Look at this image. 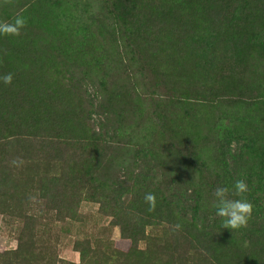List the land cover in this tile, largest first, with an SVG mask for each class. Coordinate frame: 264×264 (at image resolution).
Segmentation results:
<instances>
[{
    "label": "trees",
    "instance_id": "16d2710c",
    "mask_svg": "<svg viewBox=\"0 0 264 264\" xmlns=\"http://www.w3.org/2000/svg\"><path fill=\"white\" fill-rule=\"evenodd\" d=\"M95 1L104 5L101 11L108 17L91 23L81 14L83 30L97 27L102 37H108L107 44L122 49L117 58L112 55L108 63L98 64L103 70L101 92L111 102L117 96L125 105L129 101L131 122L136 124L127 137L140 146L137 152L154 158V166L167 158L178 172L169 182L165 177L158 183L160 177L154 174L145 182L138 179L132 196L123 200L109 183L114 160L107 163L98 157L102 140L80 135L85 117L83 112L79 115L77 102L64 93H49V103L40 96L43 107L30 109L37 77L55 72L65 77L52 63L38 65L26 81L28 71L13 75L11 85L0 82V134L12 138L0 144V212H21L23 207L42 204L59 219L75 220L83 200L103 201L120 223L123 242L120 250L101 256L81 250V264H264V0ZM83 6L82 11L93 13L90 3ZM3 56L0 53V76L10 73L3 66V59L9 57ZM96 58L92 51V59ZM24 81L28 99L20 97ZM161 88L171 92L174 88L184 96L172 94L159 111L145 118L144 104L154 108V96ZM58 101L67 109L50 115L48 109ZM15 105L18 117L11 119L8 111ZM124 112L118 113L119 120L125 118ZM76 119L80 120L75 126ZM56 130L63 136H51ZM56 137L65 138L68 148L74 140L68 156L57 148L55 156L46 151ZM23 139L31 141L27 158L13 159L22 150L19 146L24 148ZM235 145L241 153L234 156ZM230 157L251 162L254 169L233 175ZM32 169L41 173L23 175ZM240 179L246 182L244 196L253 205L249 221L262 223L232 232L223 229L221 221L206 225L216 215L215 190L231 188ZM15 180L21 183L14 186ZM183 183L190 189L182 190ZM148 193L156 197L154 209L144 199ZM37 219H27L18 249L0 253V264H56L53 257H41L43 252L34 242ZM159 226L165 228L164 238L151 233Z\"/></svg>",
    "mask_w": 264,
    "mask_h": 264
},
{
    "label": "rangeland",
    "instance_id": "374dc122",
    "mask_svg": "<svg viewBox=\"0 0 264 264\" xmlns=\"http://www.w3.org/2000/svg\"><path fill=\"white\" fill-rule=\"evenodd\" d=\"M85 3L91 4L93 13L82 11ZM25 6L28 7L23 10ZM101 6L104 7L100 1L95 0H80V2L78 0H0V23H13L17 17H22L25 20V26L20 30L19 36L0 35V53L9 57L8 59L3 56L5 57L3 66L12 75L16 76L19 73L28 71L25 81L33 77L32 73L39 67L38 65L52 63L57 70L63 71L62 75H65V77L58 72L46 74L41 78L37 77L31 91V95L35 97V103L30 109L43 107L39 105L40 96L46 103H49L50 94H57L58 92L61 95L62 93L67 94L69 101L73 99L74 102H77V105H75L79 110V115L81 116L83 112L85 117L82 125L79 126L80 135L86 133L89 138L102 140L98 157L106 159L107 163L111 159L114 160L116 168L111 175V177L113 176L112 181L109 180V183L114 189L119 191L124 200L132 196L138 179L145 182L150 174H154L156 177H160L157 181L158 183L165 177L166 181L169 182L175 178L178 169L174 162L167 160V158H164L165 160L163 161L155 162L156 165L154 166L152 160L154 158L146 157L142 153L137 152L140 146L132 144L131 139L127 137L128 133H131V128L135 127L136 124L131 122L133 115L131 114L132 108L129 101H125V103L127 102V109L124 112L126 105L120 96H117L111 102L101 92L99 82L102 80L101 73L103 70L98 64H104L112 55L117 58L119 50L122 51L120 47L118 50L112 44H107L105 39L108 37H102L97 27L91 28L92 30L90 29V31L86 32L80 24L82 21L81 14L85 15L83 20L91 23L95 21L102 22L104 15L108 17V15L104 14L107 13L106 11L102 13ZM32 25L37 26V30L29 29V26ZM30 44L32 47H30ZM34 48H37L36 52L33 51ZM95 48L98 51L97 53ZM108 49L111 50L107 53L106 50ZM24 50H28L25 55L23 54ZM92 51L96 55V59H92ZM42 58H44L43 62ZM29 67L32 69H29ZM25 81L24 92L20 97L28 99L30 95L29 86H25ZM174 88L172 92L166 88L159 89L157 91L158 95L156 93L154 96V99H157L155 107L151 108L144 104V117L149 118L152 111H159L164 105V100L172 94L180 97L184 96L181 92L175 91ZM141 92L146 93L144 89ZM20 102L21 100H19ZM54 104L53 107L48 109L51 113L50 115H55L58 111L61 112L67 109L68 106L61 104L59 101ZM16 108H18L17 105L14 107L10 106L8 117L11 119L15 116L18 117ZM26 109H28V106ZM121 111L125 113V118L119 120L117 115ZM183 111L184 109L181 108L180 113L182 114ZM5 116L6 112L3 115L4 119H6ZM79 120H75V126ZM51 133V136H63L60 132L57 135V130ZM6 136L8 135L4 133L1 137L0 134V144H5V142L12 140V138L8 140ZM55 139L56 143L50 146L52 149L47 147L46 151L50 152L51 156H55L56 152L54 150L57 148L64 151L65 155L68 156V149H73L74 140H71V147L68 148V145L65 144V138L59 139L56 137ZM23 141L24 148L20 145L19 148H22V150L18 157L12 156L13 159L27 158L25 150H28L31 141L27 139H23ZM87 142L89 143L90 141ZM2 150L0 147V151ZM239 153H241L240 146H233V155L235 156ZM204 158L209 162L207 157ZM229 163L233 175L241 169H244V171H248L249 168L254 169V165L251 162L246 164L241 159H236L235 161V159L230 157ZM151 169H156V171L151 172ZM2 173L3 170L0 168V176ZM40 173L39 171L34 173L33 169L30 172L23 171L24 176ZM181 173L183 176V171ZM12 179L14 180V178ZM258 180L257 176L253 178L255 183H258ZM20 183L17 180L12 182L14 186ZM1 185L3 184L0 183V190L3 191ZM180 186H182V190H188L191 187L185 183ZM109 191L111 192L112 190L110 189ZM103 203V201L99 203L83 200L79 205L78 215L75 220L68 218L59 219L54 212L47 213L45 206L42 204H31L23 207L21 212L18 209H15L14 213L0 212V253L12 252L18 249L19 240L21 235H24V229L28 220H30V216L38 218L34 222V227H36L34 242L43 252L41 257H53V259H56V264H64V262L81 264V250L90 251L91 253L95 251L100 256L107 254L109 250V253H112L114 249L120 250V244L123 242L120 223L117 218L115 219L107 211L108 208H105ZM210 220L211 222L206 225H210L214 221L219 222L221 218L213 215ZM262 221H248L247 226L251 223H262ZM202 224L203 222L199 223L200 226ZM151 233L154 237L164 238L165 228L159 226L151 230ZM143 247H145V243L141 244V248ZM45 263L42 262V264Z\"/></svg>",
    "mask_w": 264,
    "mask_h": 264
},
{
    "label": "clouds",
    "instance_id": "9594fccd",
    "mask_svg": "<svg viewBox=\"0 0 264 264\" xmlns=\"http://www.w3.org/2000/svg\"><path fill=\"white\" fill-rule=\"evenodd\" d=\"M24 26L25 20L22 17H17L13 23L2 22L0 23V35L19 36L20 30ZM0 82L5 85H11L13 83V75L9 73L0 76ZM247 192L248 186L243 179L235 181L231 188L221 186L215 190V214L221 218L223 229H228L232 232L247 227L253 213V205L244 196ZM233 194L240 198H231ZM144 199L150 205V208L154 209L156 207L154 194L148 193Z\"/></svg>",
    "mask_w": 264,
    "mask_h": 264
}]
</instances>
